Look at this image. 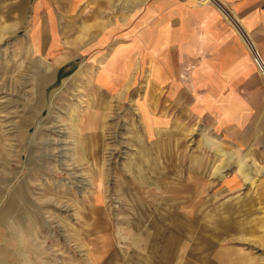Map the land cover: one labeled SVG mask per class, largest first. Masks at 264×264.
Returning a JSON list of instances; mask_svg holds the SVG:
<instances>
[{
	"label": "rangeland",
	"instance_id": "1",
	"mask_svg": "<svg viewBox=\"0 0 264 264\" xmlns=\"http://www.w3.org/2000/svg\"><path fill=\"white\" fill-rule=\"evenodd\" d=\"M142 1L82 0L70 18L86 21L90 33L96 20L118 17L121 44L131 40L138 57ZM244 43L249 72L245 61H233L230 74L211 78L209 88H184L183 105L161 103L165 93H158L155 114L146 101L149 77L137 76L113 97L98 91L99 68L85 59L48 77L36 74L43 61L21 62L17 76L0 62L7 104L0 160L11 174L21 161L39 168L33 202L0 205L7 225L1 260L264 264V78ZM38 88H50L51 100L29 109Z\"/></svg>",
	"mask_w": 264,
	"mask_h": 264
},
{
	"label": "crops",
	"instance_id": "2",
	"mask_svg": "<svg viewBox=\"0 0 264 264\" xmlns=\"http://www.w3.org/2000/svg\"><path fill=\"white\" fill-rule=\"evenodd\" d=\"M81 1L0 0L1 68L9 70V75L17 76L23 67L21 62L33 67L43 61L46 66L38 68L36 74L48 77L65 62L74 58L85 59L88 66L99 68L95 79L98 91L113 97L122 93L123 88H131L137 76H146L150 78L146 101L151 103L154 111L158 107L155 102L158 93H165L161 103L167 98L183 105L184 88H209L206 86L211 78L230 74L233 61H245L244 70L249 72L251 64L244 39L254 53L260 50L264 55V0H216L212 3L201 0H143L135 10L137 27L143 29L138 57L136 53L131 54V40L121 44L122 27L118 17L114 19L113 16L107 23L96 20L90 33V25L86 21L78 20L74 24V18L70 17L77 6L80 10ZM114 9L113 5V13ZM9 59L13 64H7ZM48 84L47 80L41 82L43 86ZM39 90L35 106H27L29 109L37 110L39 104H49L51 97L47 94L50 88ZM65 90L70 91L71 88ZM3 92L0 88V93ZM6 107L7 104L0 100V122ZM36 114L38 111L33 113L35 117ZM17 135L20 132L17 131ZM11 138L14 139L13 136ZM4 155L8 156V152ZM2 160L5 165L1 164ZM2 160L0 205L13 200L16 204L33 202V178L38 174V166L34 168V164L21 161L20 166H12L11 174L8 160ZM1 217L3 219L7 215L2 213ZM4 232L7 233V225L1 222L0 245ZM15 244L11 245L15 247ZM18 246L25 248V244ZM5 259L0 258V264H26L22 255L5 256Z\"/></svg>",
	"mask_w": 264,
	"mask_h": 264
},
{
	"label": "built area",
	"instance_id": "3",
	"mask_svg": "<svg viewBox=\"0 0 264 264\" xmlns=\"http://www.w3.org/2000/svg\"><path fill=\"white\" fill-rule=\"evenodd\" d=\"M204 1L209 2V3L216 2V0H204ZM254 59H255V62L257 63V66L262 76L264 77V57L259 52H256L254 53Z\"/></svg>",
	"mask_w": 264,
	"mask_h": 264
}]
</instances>
